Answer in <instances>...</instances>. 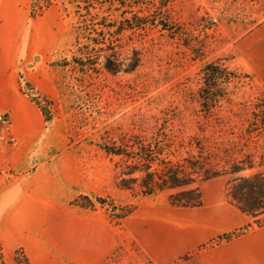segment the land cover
Listing matches in <instances>:
<instances>
[{"label":"rangeland","instance_id":"374dc122","mask_svg":"<svg viewBox=\"0 0 264 264\" xmlns=\"http://www.w3.org/2000/svg\"><path fill=\"white\" fill-rule=\"evenodd\" d=\"M133 14L146 19L143 27L115 30ZM36 21L45 26L37 34L48 35L52 46L36 53L27 70L52 119L44 141L15 172H30V193H42L44 184L52 201L42 209L35 199L13 232L0 218V264H20L18 250L30 264H156L133 226L141 217L153 229L154 214L144 208L190 205L203 187L228 192L234 178L264 172V0H52ZM100 23L111 25L97 37L104 44L77 51L75 35ZM109 54L138 65L112 73L104 66ZM208 61L227 67L232 78L206 110L199 92ZM104 144L127 155L107 153ZM146 145L162 153L152 166L156 177L170 168L191 183L144 193V172L129 171L144 167L132 155ZM250 162L254 168L229 172ZM188 190L194 192L180 194ZM83 195L93 205L80 210L76 199Z\"/></svg>","mask_w":264,"mask_h":264},{"label":"crops","instance_id":"0c3cea01","mask_svg":"<svg viewBox=\"0 0 264 264\" xmlns=\"http://www.w3.org/2000/svg\"><path fill=\"white\" fill-rule=\"evenodd\" d=\"M31 4L32 0H0V111L5 118L0 124V218L11 232L15 225L25 223L27 209L35 199L41 201L42 209L52 201L50 193L45 194L44 184L39 190L42 193H30V172L22 176L15 172L19 164L27 165L34 146L44 141L47 130L42 110L22 90L23 81L33 85L27 68L36 53L46 55L52 46L48 35L37 34L44 32L45 26L36 19L43 18L48 9L33 17ZM45 162L40 161L39 166ZM39 166H30V170ZM210 188L212 185L200 189V201L195 205L165 203L144 208L154 214L153 229L141 217L133 226L156 264H264V225L203 246L252 222L229 190Z\"/></svg>","mask_w":264,"mask_h":264},{"label":"trees","instance_id":"16d2710c","mask_svg":"<svg viewBox=\"0 0 264 264\" xmlns=\"http://www.w3.org/2000/svg\"><path fill=\"white\" fill-rule=\"evenodd\" d=\"M52 0H32L31 4V15L33 17L40 16L46 9L51 5ZM143 17L133 14V16L128 20L127 27H122L119 30L120 33L125 29H132L143 27L146 23ZM99 24V23H98ZM111 27L109 23H100V26L90 27L85 29L79 35H75V42L77 45V51H82L84 48H89L91 46H100L104 44L103 41L98 39V35L104 33L106 28ZM75 62L82 63V59L79 57H74ZM138 65L137 61L129 62L126 65L121 63L117 58L113 57L111 54L105 56L104 66L105 68L112 72L117 73L122 70L133 71ZM204 74V84L200 89L199 97L201 106L208 110L215 106L224 96V86L231 81L232 72L223 65L208 61L203 66ZM22 90L33 100L42 110L45 121L50 122L52 115L50 110L44 105L43 101L45 97L41 95L38 90L28 81H23ZM100 147L107 153L115 155H127L126 151L118 146L112 145H100ZM132 158L137 160L138 164H142L144 167H132L129 171L133 174L137 171H143L144 175L139 179L140 185L143 188V192L146 194H154L157 190H161L165 187H180L191 183V181H184L180 176L179 171L170 170L167 168V175L164 178H158L154 174L152 166L157 163L160 158L161 152L153 151L150 145L141 146L139 149H135ZM140 168V169H139ZM143 168V169H141ZM163 168V169H164ZM254 165L252 162L246 165L234 164L232 165L229 172L232 174H237L246 169H252ZM133 181H137V178H131ZM194 192L193 190L184 191L183 194H188ZM229 193L233 200L236 202L237 206L249 216L252 217V222L249 226L253 224H258L259 226L264 225V172L257 170L249 175H241L233 179L230 183ZM195 200L190 205H195L199 203L201 197V190L195 194ZM88 199L87 195H83L76 199L77 203L81 206L88 207L92 206L93 202H85ZM96 201L100 204H104L106 200L103 197L97 196ZM178 205L177 203H174ZM182 206H190L188 204H180ZM16 260L20 264H30L28 257L23 253V251L16 252Z\"/></svg>","mask_w":264,"mask_h":264},{"label":"built area","instance_id":"2783aa9c","mask_svg":"<svg viewBox=\"0 0 264 264\" xmlns=\"http://www.w3.org/2000/svg\"><path fill=\"white\" fill-rule=\"evenodd\" d=\"M5 120L4 115L0 111V124Z\"/></svg>","mask_w":264,"mask_h":264}]
</instances>
